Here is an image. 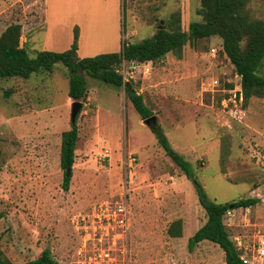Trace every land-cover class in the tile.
<instances>
[{"label": "rangeland", "instance_id": "374dc122", "mask_svg": "<svg viewBox=\"0 0 264 264\" xmlns=\"http://www.w3.org/2000/svg\"><path fill=\"white\" fill-rule=\"evenodd\" d=\"M249 20L264 22V0H247ZM201 0H0V35L20 25L19 47L64 52L78 29V56L115 53L124 43L150 38L159 27L187 33L203 22ZM218 37L187 41L149 75L127 78L157 118L171 148L189 164L212 201L255 198L223 223L229 239L249 258L264 249V97L246 104L205 93L211 79H235ZM264 77V60L259 69ZM90 96L77 116L78 140L68 191L61 188L60 137L70 128L68 71L0 81V250L11 264L48 250L58 264H224L217 245L188 240L206 222L195 188L164 154L123 88L83 74ZM226 88L227 85H225ZM82 101V100H80ZM131 159L134 162L131 163ZM127 173L128 246L95 233L92 207L119 193ZM83 219V220H82ZM180 221V238L168 227ZM264 264V263H263Z\"/></svg>", "mask_w": 264, "mask_h": 264}, {"label": "trees", "instance_id": "16d2710c", "mask_svg": "<svg viewBox=\"0 0 264 264\" xmlns=\"http://www.w3.org/2000/svg\"><path fill=\"white\" fill-rule=\"evenodd\" d=\"M201 1L203 6L200 13L203 22L191 23L187 33L159 27L150 38L139 43H124L119 52L90 58L78 56V29L75 31L73 43L68 50L38 52L32 58L24 47H19L20 25H10L0 35V81L11 78L27 80L31 75L42 71L51 73L57 64H61L68 71L67 96L72 102L82 100L84 94L88 93L83 77V74H87L102 84L123 88L127 100L137 112L140 120L144 121L153 114L146 106L143 97L137 94L136 87L125 82L123 76L117 72L122 61L128 64L154 63L169 53L179 55L187 41L218 37L222 41L223 49L219 52L226 57L241 77L240 86L244 103L246 104L251 98H263L264 77L258 72L264 60V22L249 20L244 10L247 0ZM227 87L230 88L226 89H231L233 86L227 85ZM151 131L164 154L194 186L198 203L206 215L204 225L188 240V248L192 249L201 242H209L217 245L223 252L224 264H243L240 259L241 253L229 239L223 217L232 210L249 209L255 206L258 200L246 198L225 204L210 200L202 185L194 178L190 164L171 148L161 127L156 125ZM77 140L76 124L70 125V129L63 132L60 137L59 166L63 171L61 184L63 191H68L69 188L71 174L66 176V171L73 167ZM181 231V223L177 221L168 227L166 233L170 238H180ZM0 264H11L2 259L1 250ZM25 264L58 263L51 258L48 250H44L36 260Z\"/></svg>", "mask_w": 264, "mask_h": 264}, {"label": "built area", "instance_id": "2783aa9c", "mask_svg": "<svg viewBox=\"0 0 264 264\" xmlns=\"http://www.w3.org/2000/svg\"><path fill=\"white\" fill-rule=\"evenodd\" d=\"M219 50H223L222 47ZM219 50L215 48L210 49L211 55H216ZM151 67L148 63L134 62L131 64L122 61L117 72L123 76V80L128 82L127 78L130 80H135L136 76H146L149 75ZM235 79L237 82H232L229 78L225 80L211 79L205 84V93H223L232 95L230 102L236 105V100L242 102L243 96L241 92V77L236 73ZM232 85L231 89H226L225 85ZM139 94V92L137 93ZM134 159H131V163ZM125 180L120 183V192L111 196L110 199L104 200L100 203L95 204L91 209L90 216L94 218L96 226L94 227L95 233L100 232L104 234L108 239L112 240V246L120 244L123 246L122 250L126 249L129 241L130 234V207L128 199V183L130 181L127 178V173H124ZM83 220V219H82ZM239 250V249H238ZM240 252V250H239ZM241 253V252H240ZM240 259L243 264H263L264 263V249L258 247L255 249L254 255L249 258L247 255H240Z\"/></svg>", "mask_w": 264, "mask_h": 264}, {"label": "water", "instance_id": "95a60500", "mask_svg": "<svg viewBox=\"0 0 264 264\" xmlns=\"http://www.w3.org/2000/svg\"><path fill=\"white\" fill-rule=\"evenodd\" d=\"M88 93L86 92L83 96L82 101H73L71 104V109H70V123L71 125H75L76 124V119L77 116L79 115L81 109H82V104L84 102V100L87 98ZM143 123L145 124V126L153 129L156 125H157V118L155 116H152L146 120L143 121ZM71 172V169H68L66 171V176H69Z\"/></svg>", "mask_w": 264, "mask_h": 264}, {"label": "crops", "instance_id": "0c3cea01", "mask_svg": "<svg viewBox=\"0 0 264 264\" xmlns=\"http://www.w3.org/2000/svg\"><path fill=\"white\" fill-rule=\"evenodd\" d=\"M15 1H16V0H15ZM120 50H121V49H120ZM120 50H119V51H120ZM78 51H79V49H78ZM78 51H77V53H78ZM119 51H117V52H119ZM115 53H116V52H115ZM80 58H82V57H80ZM148 64H149V65H152L151 62L148 63ZM90 95H91V94H90V91H89L88 98L91 99V100H97V97H98V96H96L95 94H93L92 97H91ZM69 129H70V128H69ZM69 129H68V130H69ZM68 130H67V131H68ZM75 152H76V151H75ZM75 155H76V154H75Z\"/></svg>", "mask_w": 264, "mask_h": 264}]
</instances>
